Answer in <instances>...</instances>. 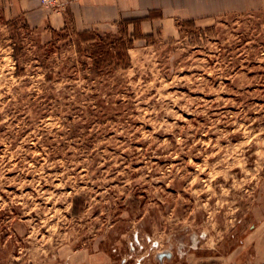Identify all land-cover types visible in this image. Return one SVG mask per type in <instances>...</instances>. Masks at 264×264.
Listing matches in <instances>:
<instances>
[{
	"label": "rangeland",
	"instance_id": "obj_1",
	"mask_svg": "<svg viewBox=\"0 0 264 264\" xmlns=\"http://www.w3.org/2000/svg\"><path fill=\"white\" fill-rule=\"evenodd\" d=\"M38 1L0 6V264H264V0L152 30Z\"/></svg>",
	"mask_w": 264,
	"mask_h": 264
},
{
	"label": "crops",
	"instance_id": "obj_2",
	"mask_svg": "<svg viewBox=\"0 0 264 264\" xmlns=\"http://www.w3.org/2000/svg\"><path fill=\"white\" fill-rule=\"evenodd\" d=\"M231 2L232 0H78L69 7L68 14L53 15L50 21L54 27L61 28L67 23L70 12L76 25L87 29L127 17L141 19V28L152 30L156 23L171 26L176 18L201 22V18L213 14L216 10L226 9ZM39 5L38 0H0V6L5 7V12L8 10L14 16H30L38 10ZM152 12L157 17L150 18ZM36 16L41 18L39 14ZM259 258L264 261L262 254H257L256 260Z\"/></svg>",
	"mask_w": 264,
	"mask_h": 264
},
{
	"label": "trees",
	"instance_id": "obj_3",
	"mask_svg": "<svg viewBox=\"0 0 264 264\" xmlns=\"http://www.w3.org/2000/svg\"><path fill=\"white\" fill-rule=\"evenodd\" d=\"M130 22H132V21L126 20L125 23L128 24ZM8 25H11V24H8ZM78 36H79L80 40L85 42V43H93L96 41V38L92 37V36H88L87 32H82ZM12 39L14 40L16 38L12 35ZM17 39H18V37H17ZM108 44L111 45L110 47H114L113 41H110ZM115 46H116V50H117L116 54H114L113 51H111V50H105L104 46H101V45L97 46V47H88V48L91 51L90 56H92L94 58L93 60L95 61L96 64H98V62L100 61V59L96 60L97 58H99L97 56L103 57V60H111V59L114 60L116 58V56H118L120 61H123V62L126 61L123 63V67L127 68L128 67V61L126 58H127V50L130 48V44L120 42V43L116 44ZM13 49H14V51H16L15 53H13V58H14V60H17V58L19 57L18 51L20 53L21 47L18 46L17 44H15ZM117 65H119V63ZM100 66H101V63H100V65H96L95 70L92 71L94 78L99 76L98 74H100V72H101ZM16 75H19V73H17Z\"/></svg>",
	"mask_w": 264,
	"mask_h": 264
},
{
	"label": "built area",
	"instance_id": "obj_4",
	"mask_svg": "<svg viewBox=\"0 0 264 264\" xmlns=\"http://www.w3.org/2000/svg\"><path fill=\"white\" fill-rule=\"evenodd\" d=\"M73 1L78 0H40V3L51 10H62Z\"/></svg>",
	"mask_w": 264,
	"mask_h": 264
},
{
	"label": "water",
	"instance_id": "obj_5",
	"mask_svg": "<svg viewBox=\"0 0 264 264\" xmlns=\"http://www.w3.org/2000/svg\"><path fill=\"white\" fill-rule=\"evenodd\" d=\"M172 257V253L169 250L158 252L156 254V259L159 262V264H165L164 260H170Z\"/></svg>",
	"mask_w": 264,
	"mask_h": 264
}]
</instances>
